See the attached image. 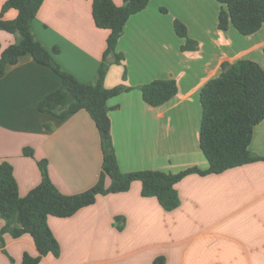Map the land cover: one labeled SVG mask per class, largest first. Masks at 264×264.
Listing matches in <instances>:
<instances>
[{"label":"crops","instance_id":"0c3cea01","mask_svg":"<svg viewBox=\"0 0 264 264\" xmlns=\"http://www.w3.org/2000/svg\"><path fill=\"white\" fill-rule=\"evenodd\" d=\"M223 6L218 0H150L126 22L117 45L124 59L112 63L105 78L108 88L133 87L109 99L121 170L209 167L200 146L202 87L222 73L224 63L244 58L264 68V24L250 35L232 24L222 30ZM16 16L14 9L6 14ZM176 19L187 25L196 49L182 48L187 38L177 34ZM33 27L48 50L59 48L54 56L63 69L81 82L95 79L109 30L96 26L92 0H44ZM16 39L0 30L3 48ZM166 78L177 80L178 93L160 106L148 104L138 86ZM61 85L60 76L31 55L0 77V163L13 165L21 196L41 182V159L48 160L50 176L65 194L99 179L103 151L90 113L61 119L38 109ZM25 147L34 156L25 155ZM251 150L264 157V119L254 129ZM177 189L181 204L171 211L157 197L143 196L142 182L135 180L128 191L101 194L72 216H49L61 255L49 253L40 264H153L159 256L165 264H264V160L221 173H191ZM4 224L0 219V228ZM4 238L8 254L0 248V264H22L25 252L38 255L30 234Z\"/></svg>","mask_w":264,"mask_h":264},{"label":"trees","instance_id":"16d2710c","mask_svg":"<svg viewBox=\"0 0 264 264\" xmlns=\"http://www.w3.org/2000/svg\"><path fill=\"white\" fill-rule=\"evenodd\" d=\"M150 0H92L95 24L109 30L107 45L94 80L79 81L63 69L56 60L54 47L48 50L38 39L33 28L44 0H6L0 11V30L17 35L15 42L3 48L0 42V77L8 67L16 64L24 55H31L40 64L49 66L57 73L62 85L48 93L38 105L43 112H51L65 118L80 110L92 116L101 138L103 151L102 169L98 181L90 188L74 194L63 193L53 182L47 159L38 161L41 182L26 196H21L13 165L4 160L0 163V248L5 247L6 233L13 237L30 234L37 246L38 255L25 252L22 264H40L49 253L61 255V245L50 224L49 216L69 217L81 208L92 205L101 194L125 192L133 181L142 182L143 196H155L164 209L179 207L181 197L177 183L191 173L201 175L221 173L229 168L264 160L251 150L255 127L264 119V68L255 60L238 59L224 63L222 73L210 79L201 89L202 123L200 146L209 161V167H188L179 172L142 169L121 170L112 135L109 99L133 88L124 83L108 88L105 78L112 63H121L124 54L117 51L119 39L124 34L128 19L143 10ZM224 6L219 14V27L227 30L234 25L242 34L250 35L264 24V0H218ZM16 10L17 16L6 18L7 12ZM165 10V9H163ZM175 30L187 42L183 49H196L197 41L190 38L187 25L175 20ZM127 74L124 72L123 78ZM144 100L152 106H160L179 91L175 78L154 79L138 86ZM27 156H34L32 147H25ZM122 216H116L119 221ZM120 229L123 225H118ZM159 256L153 264H165Z\"/></svg>","mask_w":264,"mask_h":264},{"label":"rangeland","instance_id":"374dc122","mask_svg":"<svg viewBox=\"0 0 264 264\" xmlns=\"http://www.w3.org/2000/svg\"><path fill=\"white\" fill-rule=\"evenodd\" d=\"M38 15V14H37ZM34 22V21H33ZM34 28V27H33ZM7 32V31H6ZM10 33V32H9ZM12 34V33H11ZM14 34V33H13ZM52 52V51H51ZM92 117V116H91Z\"/></svg>","mask_w":264,"mask_h":264}]
</instances>
